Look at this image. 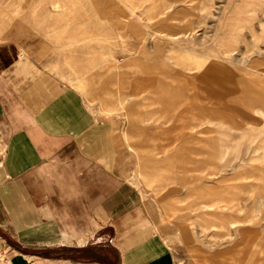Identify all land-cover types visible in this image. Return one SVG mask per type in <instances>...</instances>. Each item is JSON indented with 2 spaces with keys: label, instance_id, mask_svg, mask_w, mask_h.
<instances>
[{
  "label": "rangeland",
  "instance_id": "rangeland-1",
  "mask_svg": "<svg viewBox=\"0 0 264 264\" xmlns=\"http://www.w3.org/2000/svg\"><path fill=\"white\" fill-rule=\"evenodd\" d=\"M54 6L67 67L103 88L107 113L129 101L152 114L131 181L177 264H264V0ZM8 243L0 229V264Z\"/></svg>",
  "mask_w": 264,
  "mask_h": 264
},
{
  "label": "crops",
  "instance_id": "crops-1",
  "mask_svg": "<svg viewBox=\"0 0 264 264\" xmlns=\"http://www.w3.org/2000/svg\"><path fill=\"white\" fill-rule=\"evenodd\" d=\"M59 14L54 0H0L6 264H177L167 227L131 181L152 114L129 101L107 113L103 88L67 67L70 49L45 20Z\"/></svg>",
  "mask_w": 264,
  "mask_h": 264
},
{
  "label": "bare ground",
  "instance_id": "bare-ground-1",
  "mask_svg": "<svg viewBox=\"0 0 264 264\" xmlns=\"http://www.w3.org/2000/svg\"><path fill=\"white\" fill-rule=\"evenodd\" d=\"M213 203L214 204H219V203L221 204L222 202L215 200Z\"/></svg>",
  "mask_w": 264,
  "mask_h": 264
}]
</instances>
